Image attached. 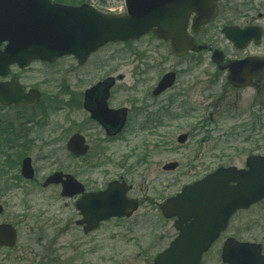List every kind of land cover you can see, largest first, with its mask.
<instances>
[{"label":"rangeland","instance_id":"374dc122","mask_svg":"<svg viewBox=\"0 0 264 264\" xmlns=\"http://www.w3.org/2000/svg\"><path fill=\"white\" fill-rule=\"evenodd\" d=\"M109 2L108 8L115 12L125 8L124 0ZM229 5L234 6L230 11L241 15V27L246 21L243 16L257 19L259 12L264 14V0H231ZM209 31L198 37L199 45H213L212 51L223 52L226 59L241 58L243 52L220 30ZM152 38L114 47L110 52L121 53L110 62V70L100 68L103 55L83 68L72 58L53 65L35 62L23 70L12 68L13 76L43 97L33 111L0 108V132L16 138L23 134L19 144L30 146L25 156L32 159L37 172L32 182L22 180L10 190L0 189L4 206L0 224H11L18 232L16 247L0 249V264H153L177 236L174 222L160 212L167 198L220 167L244 168L249 157L264 156V93L259 98L252 90H230L207 51L179 58L169 45ZM248 50L264 53V42L261 48ZM145 64H150L148 70ZM175 69H192L199 76L192 80L185 105L169 104L168 96L157 100L152 94L161 76ZM108 74L124 76L112 91L110 107L130 112L124 132L113 139H106L78 104L83 91ZM43 108L48 113L36 124L33 121ZM75 133L86 135L92 144L90 155L80 161L62 151L63 141ZM182 135L188 136L184 144L178 142ZM12 140L7 135L0 143ZM171 162L179 164L178 170L164 172L163 166ZM62 165L66 172L96 166V190L125 176L133 185L132 196L142 201L139 211L130 220L111 221L85 236L75 225L74 203L61 198L59 189L42 187L44 179ZM228 237L264 245V202L234 217L202 264H222L221 249Z\"/></svg>","mask_w":264,"mask_h":264},{"label":"water","instance_id":"95a60500","mask_svg":"<svg viewBox=\"0 0 264 264\" xmlns=\"http://www.w3.org/2000/svg\"><path fill=\"white\" fill-rule=\"evenodd\" d=\"M171 0H126L127 15L102 14L89 6L72 7L51 0H0V77L11 74V67H28L35 61L54 63L65 56H74L80 64L108 43L137 40L152 32L158 39L171 41L175 54L183 56L190 51L200 52L207 47L196 46L187 32L184 11ZM209 0H188L186 14L195 12L194 31L216 14V7H205ZM219 1V0H215ZM226 38L237 49H244L251 41L259 43L262 31L258 27L240 29L228 27L223 31ZM3 48V50H2ZM258 58L230 62L221 67L229 70L228 81L236 87L248 85L243 79L252 78ZM212 61L220 65L224 54L214 51ZM264 62V60H262ZM256 75V74H255ZM173 79L167 75L160 82L154 95L171 87ZM105 94L95 99L94 107L87 103L94 98V89L88 91L85 108L92 118L99 122L110 136L120 134L127 121V109L110 110ZM41 98L39 91L20 84L17 77L8 82H0V104L18 108L35 107ZM188 136L178 138L180 144ZM68 150L75 155H85L89 147L83 136L71 138ZM178 163H169L164 171H175ZM22 176L33 180L35 171L32 160L22 162ZM63 185L62 196L74 197L84 191L73 176L61 172L54 173L44 183ZM132 190L126 182H112L101 192L86 194L77 204L83 216L78 225H85V232L92 233L103 221L113 217L130 218L138 210L137 200L129 199ZM264 200V157L248 158L246 169L236 167L219 168L204 179L186 186L177 196L169 198L162 205L163 216L177 218L176 229L179 236L169 248L158 254L154 264H200L203 254L227 228L230 218L240 209H248ZM4 211L0 205V214ZM17 231L12 225H0V248H13L17 243ZM260 245L239 243L228 239L223 248L222 259L226 264H264Z\"/></svg>","mask_w":264,"mask_h":264},{"label":"flooded vegetation","instance_id":"af4514ba","mask_svg":"<svg viewBox=\"0 0 264 264\" xmlns=\"http://www.w3.org/2000/svg\"><path fill=\"white\" fill-rule=\"evenodd\" d=\"M108 2H109V0H68L66 3H64V5H68V6H72V7H81L83 5H88V6L92 7V8H94L95 10H97V11H99L101 13H104V14H110V13L117 14V15H125L126 14L125 0H124L125 8H124V10H122L119 13L113 11L111 8L109 9L108 8L109 5H107ZM230 2H231V0H221L219 2H215L214 0H211L210 4L205 6V7L206 8L207 7H213L214 5H216V10H217L216 15L212 19L209 20L207 25L202 26L196 32H194V29H193L194 27L193 26H194V21H195V18L197 17V14H195L193 12H191L190 14H186L185 13L187 11V7H188V0H171V1L167 2L166 5L168 6L169 4L170 5L173 4V5H178L179 7L182 8V10L184 11V18L187 21L188 32H189L190 35H192L194 37V39H195L197 44H198V37L201 34L205 33V32H210L209 30L213 31L214 33H217L216 32L217 30H220L221 32H223V30L225 28L233 27V26L240 27V28H246V27H250V26L260 27L262 29V40H261V42L260 43L251 42L250 45L247 48H245L244 50H238L239 52H243L242 55H240L241 58H239V57L235 58V60H241V61L249 59V58H258L259 60H256L255 64L258 65L260 63H263V65H261V67H257L255 69L254 74L252 75V78L243 79L241 81L242 83H246L248 81L249 85H246L243 88H236V86L233 87L232 85H230L228 83V81H227L228 78L227 77L229 75V72L227 70H225V71L221 70L220 66H226V65H228L230 63V61H235V60L226 59V56H225V59L222 62V64L220 66H217V69H218L219 73H221L223 76H225L226 82L228 83L230 90H234V91H237V92H242V91H246V90H252V91L256 92L258 94L259 98H260L263 95V93H264V62H262V60H264V53L255 54V53H252V52H248L249 51L248 49L250 47H253V46H255L256 48H261V45L264 42V25H262V22L264 21V14L259 12L257 14V19H251L250 16H248V15L243 16V18L246 19V21L243 23V27H241L239 25L240 24L241 15L239 13H236L235 11H230L231 9L229 7H231V8L234 7V6H230L229 5ZM230 12H232V13H230ZM150 35L153 37L152 38L153 40L159 42V44L160 43H165V44L169 45V47L171 49V43L169 41L159 40L153 34H150ZM147 36H149V35H147ZM147 36H145V37H147ZM145 37L140 38L138 40V42H140L142 40H145ZM128 43H132V41H129V42H126V43H109L106 46L102 47L96 53L92 54L87 59L86 63H84V64H80L78 62V60L76 58H74V57H64L62 59H59L58 61L65 60L67 58H72L77 63V65L80 68H83V67L87 66L89 64V62H91L94 59V57L103 55L105 58H104L103 61H101V63H103V65H101L100 68H104V70H110V65H109L110 62H112L113 58L119 57V55L121 53V51H119V50L116 51V52H110V51H113L114 47H117V46H120L118 48H123ZM208 47H209V49L206 50V51L209 52V53H212V50L215 49L213 47V45H209L208 44ZM203 52H205V51H202L200 53H203ZM192 54H196V53H191L190 52L187 55H185L183 57H179V58H187L188 56H190ZM239 54H241V53H239ZM58 61H56L55 63H57ZM92 62L94 63L95 61H92ZM55 63H53V64H55ZM43 64L53 65V64H49V63H43ZM144 66H145V69L148 70L149 67H150V64H145ZM167 75H171L172 76V79H173L172 86L169 87L168 89L164 90L163 92H161L157 96H154V93H153L154 90H153V92H152L153 96L157 100H160V99L165 98V97L168 96L169 98L167 99V102L169 104L178 103V104H181V105H185V103L183 101H189L190 100V96L188 95V92H189V90L192 89V86H193L192 85V80L197 81L199 76L195 75L194 71L192 69L191 70L190 69H175V70H171V71H168V72H166L165 74H163L161 76V78L158 80L155 88H157V86L160 84V82ZM107 76L108 77H105V78L95 82L92 86H90L88 89L83 91V94L81 95V101L79 102V100H78L79 108L83 107V110L88 113V115H89V117L91 118L92 121H93V119H92L91 113L85 108L88 91L94 89V98L90 100V97H89V100H88V103H87L88 108H93L94 107V103H95V99L97 97L101 98L105 94L107 88L112 86L109 89L110 91H109V98L107 100V104H108V108L109 109H113L109 105V101L111 100V97H112V91L117 86L118 81L119 80H123V78H124L123 75H119L118 78H114L112 75H109V74ZM26 89L27 90H32V89H28V88H26ZM27 90H26V92H27ZM42 97L43 96H42V93H41V100L35 107L16 108V107L12 106V108H15V109H18V110L28 109V110H32L33 111L36 108H38L39 106H41ZM74 102L77 103L76 101H74ZM1 107H2V105H0V108ZM120 109H122V108L113 109V110H120ZM48 110H49L48 108L41 109V111L43 113L39 114V115H36L38 118L36 120H34L33 122H35L36 124H39L40 119L47 115ZM129 113L130 112H129V109H128V115H129ZM24 122H26V121H24ZM93 123L99 127V130L102 132L101 134H103L106 139H113V138H111V137H109L107 135L108 133H106L104 128L99 123H97L95 121H93ZM0 133L2 135V138H4V136H7L9 134L6 131L0 132ZM75 134L82 135L84 137L85 141H86V145L89 146V151H88V153L85 156H76V155H73L72 153H70L68 151L69 141L71 140V138ZM75 134H73L67 140L63 141V150H62V148H61V150L62 151H66L67 155L70 158H72L74 160H77V161H80L81 159H85L87 156L90 155L92 144H91L90 140H88L89 138H87L86 135H83L81 133H75ZM16 135H19L18 138L23 136V134L22 135L16 134ZM10 136L12 138H14V139L16 138L15 134H13V133H11ZM10 136L8 135V137H10ZM26 137H27V135H26ZM117 137L118 136H116L115 138H117ZM18 138H16L15 141L12 140V141H10V143L8 142L9 143V147H13L17 143V141H18V144H16V146L20 145L19 141H20L21 138H19V139ZM38 140H40L42 145H45L47 143V142L45 143L43 141V138H41V137ZM2 145H3V143H2ZM45 146H47V144ZM82 168H83L82 170H81V167H79L77 169H73L72 172H66V171H69V170L67 169V167H65V166L63 167V165H62V166H60L58 168L57 172H63L64 174H71L75 179H77V181L79 183H81L84 186V192L82 194L76 195L74 198H71V199H68V200H71L74 203V211H75V214H76L75 225H77L76 227L81 232H83V234L85 236H89V235H92L93 233L86 234L84 232V226L78 225L79 222L82 219V216H81L80 211L77 209V204H78V202H80V200L82 199V197L85 194L102 191V190H104L107 187L108 184L106 185L105 188L101 186V189L96 190L95 187L98 185V183H97L96 180L93 179V177H94L95 169H97V167L94 166V165H84ZM35 172H36V170H35ZM124 180H125V176H120L119 179H118V181H124ZM49 188H57V189H59L61 191L62 186L61 185L50 186V187H47L46 189H49ZM133 192H134V189L130 193L131 196L130 195L129 196L131 198H136V197L132 196ZM139 202H140V205H141L142 201L139 200ZM253 207H255V206H253ZM125 220H130V219H113V220H110L109 222H111V221L121 222V221H125ZM109 222L101 223L99 229L102 228V226L104 224H107ZM262 253L264 255V245L263 244H262Z\"/></svg>","mask_w":264,"mask_h":264},{"label":"trees","instance_id":"16d2710c","mask_svg":"<svg viewBox=\"0 0 264 264\" xmlns=\"http://www.w3.org/2000/svg\"><path fill=\"white\" fill-rule=\"evenodd\" d=\"M53 1L64 3L63 0ZM1 139L2 135L0 134V141ZM9 148L10 147L5 148L2 144L0 145V189L4 190L12 189L13 187H15L16 183H19L21 181L19 166L21 159L26 155L28 150L26 147H24L20 152L10 154V152H7V149ZM15 170H18L17 174H12L11 172Z\"/></svg>","mask_w":264,"mask_h":264}]
</instances>
